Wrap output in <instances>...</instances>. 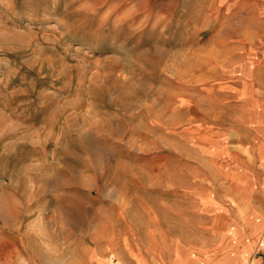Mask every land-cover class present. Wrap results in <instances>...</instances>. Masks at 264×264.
Listing matches in <instances>:
<instances>
[{
	"label": "rangeland",
	"instance_id": "1",
	"mask_svg": "<svg viewBox=\"0 0 264 264\" xmlns=\"http://www.w3.org/2000/svg\"><path fill=\"white\" fill-rule=\"evenodd\" d=\"M224 8L0 0V264H178L218 245L246 136L206 84Z\"/></svg>",
	"mask_w": 264,
	"mask_h": 264
},
{
	"label": "crops",
	"instance_id": "2",
	"mask_svg": "<svg viewBox=\"0 0 264 264\" xmlns=\"http://www.w3.org/2000/svg\"><path fill=\"white\" fill-rule=\"evenodd\" d=\"M214 5L226 10L214 22H229L231 32L212 36L207 50L220 56L206 84L240 110L246 135L231 150L234 163L227 174L235 216L221 226L216 247L178 264H264V0H214Z\"/></svg>",
	"mask_w": 264,
	"mask_h": 264
}]
</instances>
